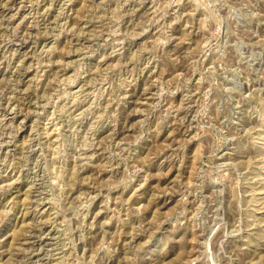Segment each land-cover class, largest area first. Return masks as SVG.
Returning <instances> with one entry per match:
<instances>
[{
  "label": "rangeland",
  "instance_id": "374dc122",
  "mask_svg": "<svg viewBox=\"0 0 264 264\" xmlns=\"http://www.w3.org/2000/svg\"><path fill=\"white\" fill-rule=\"evenodd\" d=\"M0 264H264V0H0Z\"/></svg>",
  "mask_w": 264,
  "mask_h": 264
},
{
  "label": "bare ground",
  "instance_id": "6f19581e",
  "mask_svg": "<svg viewBox=\"0 0 264 264\" xmlns=\"http://www.w3.org/2000/svg\"><path fill=\"white\" fill-rule=\"evenodd\" d=\"M13 16V15H12ZM18 33V32H17ZM56 129V128H55Z\"/></svg>",
  "mask_w": 264,
  "mask_h": 264
}]
</instances>
